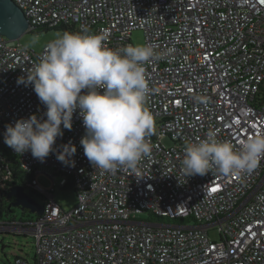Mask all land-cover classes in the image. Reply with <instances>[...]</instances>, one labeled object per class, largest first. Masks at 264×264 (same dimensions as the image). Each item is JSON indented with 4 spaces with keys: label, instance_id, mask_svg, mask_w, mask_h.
Masks as SVG:
<instances>
[{
    "label": "built area",
    "instance_id": "built-area-1",
    "mask_svg": "<svg viewBox=\"0 0 264 264\" xmlns=\"http://www.w3.org/2000/svg\"><path fill=\"white\" fill-rule=\"evenodd\" d=\"M13 2L26 32L64 23L73 33L106 34L108 48L122 49L132 45L131 32L141 30L145 44L175 51L144 65L152 90L146 107L156 130L151 155L136 171L104 172L84 154L79 110L72 129L56 140L58 151L69 142L76 147L75 167L56 153L42 163L4 143L6 125L31 115L46 119L33 87L17 79L40 62L51 41L35 52L0 35V190L16 185L2 156L6 148L31 175L27 188L43 197L41 215L0 219L1 233L30 235L35 247L32 259L15 255L9 264H264V158L241 177L215 168L190 177L182 164L186 145L210 130L236 150L264 133V0ZM41 174L50 178L49 188L38 182ZM59 174V185L76 193L69 210L54 200ZM144 212L150 216L141 218Z\"/></svg>",
    "mask_w": 264,
    "mask_h": 264
},
{
    "label": "clouds",
    "instance_id": "clouds-1",
    "mask_svg": "<svg viewBox=\"0 0 264 264\" xmlns=\"http://www.w3.org/2000/svg\"><path fill=\"white\" fill-rule=\"evenodd\" d=\"M106 39L103 33L64 32L46 46L40 62L17 79V85L33 87L46 108V119L31 115L6 125L8 147L20 155L31 151L42 163L56 153L61 163L75 167L76 147L69 142L58 151L56 140L64 129H72L73 115L79 110L85 128L80 144L94 168L114 172L125 166L136 171L139 162L151 155L149 137L155 122L146 107L152 90L144 65L175 49L159 52L152 44L110 49ZM261 158L264 133L248 137L236 150L210 130L206 139L186 145L183 172L204 176L215 168L222 175L241 177L251 174Z\"/></svg>",
    "mask_w": 264,
    "mask_h": 264
},
{
    "label": "rangeland",
    "instance_id": "rangeland-1",
    "mask_svg": "<svg viewBox=\"0 0 264 264\" xmlns=\"http://www.w3.org/2000/svg\"><path fill=\"white\" fill-rule=\"evenodd\" d=\"M63 31L59 29H42L36 28L33 32H23L19 35L17 41L23 47L38 52L45 44L49 41L55 40L58 36L62 35ZM131 43L135 45H144V34L141 30H134L130 35ZM154 134H156L154 126ZM160 141L166 145L170 146L171 141L166 136H162ZM62 175H57L55 177L54 185V200L65 210L71 209L76 203V193L70 185L61 187L59 181ZM38 182L44 187L49 188L51 186V180L46 175L41 174L37 177ZM27 192L33 197L36 203L39 205L43 204V197L34 192ZM150 215L147 212L141 214V218H148ZM35 214L29 213V211L20 210L15 208L9 215L5 218H15L29 219L35 218ZM165 222H167L165 220ZM212 236H214L212 234ZM35 247L33 243V238L30 235L15 234V233H1L0 232V264H9V262L14 258L15 255L26 256L32 259Z\"/></svg>",
    "mask_w": 264,
    "mask_h": 264
},
{
    "label": "water",
    "instance_id": "water-1",
    "mask_svg": "<svg viewBox=\"0 0 264 264\" xmlns=\"http://www.w3.org/2000/svg\"><path fill=\"white\" fill-rule=\"evenodd\" d=\"M27 21L13 0H0V35L7 39L17 40L19 35L26 32ZM6 197L12 199L9 206L27 210L31 214L41 215L43 207L35 202L33 197L21 185H13Z\"/></svg>",
    "mask_w": 264,
    "mask_h": 264
},
{
    "label": "trees",
    "instance_id": "trees-1",
    "mask_svg": "<svg viewBox=\"0 0 264 264\" xmlns=\"http://www.w3.org/2000/svg\"><path fill=\"white\" fill-rule=\"evenodd\" d=\"M72 25H66L64 23L57 25L56 27H52V28H48V27H43L42 29H59L62 30L63 33L64 32H71L72 31ZM28 32H33V31H28ZM2 156L9 162V166L11 168L12 171V182L18 185H21L23 187H26V191H31L30 189L27 188V183L29 182V180L31 179V175L30 174H26L23 171H21L19 169L18 163L15 160V158L10 155L7 151L6 148L2 149ZM70 185V184H69ZM71 186V185H70ZM11 204V201L7 199L6 197V192H3L0 190V219L5 218V216L9 215L13 209L11 206H9ZM26 210H24L25 212Z\"/></svg>",
    "mask_w": 264,
    "mask_h": 264
},
{
    "label": "flooded vegetation",
    "instance_id": "flooded-vegetation-1",
    "mask_svg": "<svg viewBox=\"0 0 264 264\" xmlns=\"http://www.w3.org/2000/svg\"><path fill=\"white\" fill-rule=\"evenodd\" d=\"M8 199V198H7ZM8 200H10L11 202H12V199H8ZM12 207V206H11ZM12 209L14 210L15 209V207H12Z\"/></svg>",
    "mask_w": 264,
    "mask_h": 264
}]
</instances>
